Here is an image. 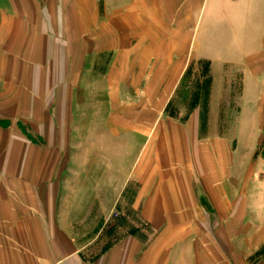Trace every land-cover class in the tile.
Segmentation results:
<instances>
[{"label": "crops", "instance_id": "0c3cea01", "mask_svg": "<svg viewBox=\"0 0 264 264\" xmlns=\"http://www.w3.org/2000/svg\"><path fill=\"white\" fill-rule=\"evenodd\" d=\"M263 60L264 0H0V264H264Z\"/></svg>", "mask_w": 264, "mask_h": 264}, {"label": "rangeland", "instance_id": "374dc122", "mask_svg": "<svg viewBox=\"0 0 264 264\" xmlns=\"http://www.w3.org/2000/svg\"><path fill=\"white\" fill-rule=\"evenodd\" d=\"M235 50L238 51L239 49H235L234 48L233 51H235ZM241 60H242V57L236 56V57L233 58L232 61L234 63H236V65L238 66L241 63ZM262 65H263V68H264V60H263ZM207 67H208L207 64H205L204 62H201L200 63V68H199L200 75H195V74L194 75L193 74L187 75V76H185V79H184V82L183 83L186 84V85H189V86H191V83H192V85L194 87H195V85L196 86L197 85H200L202 87V85L205 82L207 76H209V70H208ZM189 70H190V68H189ZM189 94H191V92ZM156 103H158V102H156ZM156 103L151 108H148V107L145 108L144 109L145 111H143L142 113L143 114H151L153 116H155V115H161V114L168 116L170 114H176L177 108L179 109V107L177 105L175 106V104H174V106L169 105L168 107H166L164 104L162 105L161 103H158L156 105ZM245 103H248L247 104V109H249V108L252 109L253 108V104L251 103V98L249 96H247V99H246ZM142 109L143 108H141V110ZM187 110L184 109V111H187ZM160 126H161V124H160ZM152 127H153V131L160 129L158 123H152ZM140 141L142 142L143 140H140ZM153 142H159V140L153 139ZM136 158H137V161L140 160L139 154L136 156ZM137 161H136V163H137ZM110 217H108V218L105 217L102 220L103 223H102L101 220L99 221V219L94 220V222H96L95 224H97V222L99 221L98 224L96 225V227L98 226V228H97V231L98 232L97 233H99V234H86V235H82V237L84 238V240L87 241V242H89V241H94L95 242V240H98V239L99 240H106V237L107 238L108 237L110 238V235H106L107 234V230H108L109 227L112 226L113 222H117V220H118L116 213L115 214H111Z\"/></svg>", "mask_w": 264, "mask_h": 264}, {"label": "trees", "instance_id": "16d2710c", "mask_svg": "<svg viewBox=\"0 0 264 264\" xmlns=\"http://www.w3.org/2000/svg\"><path fill=\"white\" fill-rule=\"evenodd\" d=\"M207 68H208V67H207ZM204 84H205V87H206L205 89L208 90L209 79H206L205 82H204Z\"/></svg>", "mask_w": 264, "mask_h": 264}]
</instances>
